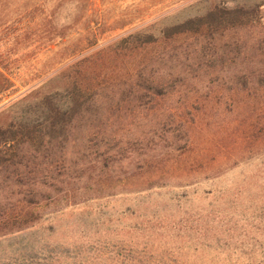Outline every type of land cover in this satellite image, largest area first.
<instances>
[{
	"label": "rangeland",
	"instance_id": "rangeland-1",
	"mask_svg": "<svg viewBox=\"0 0 264 264\" xmlns=\"http://www.w3.org/2000/svg\"><path fill=\"white\" fill-rule=\"evenodd\" d=\"M212 1L46 2L44 14L57 8L55 26L73 34L54 55L33 42L36 0H0V55L14 85L0 111L85 59L79 75L69 73L83 84L96 86L141 66L147 77L165 81L158 96L116 86L96 99V114L71 131L75 144L64 149L61 164L66 170L49 173L68 190L38 210V231L1 242L5 258L15 252L26 264H114L117 253L134 264H264V95L253 83L264 69L262 35L242 30L208 41L118 47L133 33L148 29L158 36L164 26L204 14ZM61 79L67 78H55ZM49 165L13 167L7 177L43 182L38 172ZM156 179L161 188L139 192ZM6 185L1 181V204L18 198Z\"/></svg>",
	"mask_w": 264,
	"mask_h": 264
},
{
	"label": "trees",
	"instance_id": "trees-1",
	"mask_svg": "<svg viewBox=\"0 0 264 264\" xmlns=\"http://www.w3.org/2000/svg\"><path fill=\"white\" fill-rule=\"evenodd\" d=\"M63 1L36 0L33 42L37 50H45L56 55L54 51L64 47L70 41L73 34L59 29L54 24L55 13L58 9L54 8L48 14H44L41 10L42 4L46 2L61 4ZM227 2L225 0L218 4L213 0L204 14L188 18L172 26H164L159 30L158 36L148 29L133 33L120 40L118 47L126 49L140 45L144 49L157 44L160 39L169 41L183 37L202 36L208 41L214 37L222 38L230 33L250 30L262 35L260 48H264V0H255L253 3L235 2L233 5ZM86 22L89 23V21ZM86 27L90 28V25L86 24ZM83 52L82 50L78 54L73 52L68 54L57 63L53 70ZM5 61L7 58L0 55V104L6 93L14 88ZM84 63L86 59L68 66L55 76V78H67L66 80L61 79L62 82L58 83L55 78H52L53 80L41 84L0 111V183L2 181L8 184L6 187H15L17 189L15 197H18L13 203L10 198H5L6 201H3V204L0 202V244L4 240H25L26 233L31 236L35 229L38 231L43 219L38 210L44 205L55 202L59 195L68 190L64 189L68 183L56 180L49 173L53 172L61 176V169L66 170L61 164H65L64 149L68 145L75 144L71 141V131L79 127V121L86 114H96L97 107L94 104L96 99L109 97L116 86L134 87L144 96L153 97L162 94L161 89L165 81L155 79L152 75L147 77L144 74L147 68L144 66L137 67V70L135 69L134 72L124 77L118 75L119 78L113 80L103 78L96 86L83 84L76 77H71L72 74L69 73L74 70L73 75H79V66ZM244 76L243 78L249 79L248 75L244 74ZM101 77L98 75V79ZM253 79L259 93L264 95V69L254 74ZM18 105L19 108L14 109ZM28 164L54 165H49L45 171L38 172L43 182L41 180L30 182L29 179L23 181L22 176L24 175L22 174H15L14 179L7 177L9 169L13 167L21 169ZM103 169L105 170L103 173L108 174V177L110 173L108 165H104ZM157 188H161L158 179L147 180L141 185L139 192H151ZM33 247L31 243L32 250ZM14 256L15 252L11 257L5 258V253L0 252V264H26L25 256L20 258H14ZM113 257L115 260H112V263L114 264H134V260L129 258V255L122 256L120 259L121 257L114 253ZM44 262L52 263L50 260H44ZM138 263L137 261L136 264ZM170 264L178 263L171 259Z\"/></svg>",
	"mask_w": 264,
	"mask_h": 264
}]
</instances>
